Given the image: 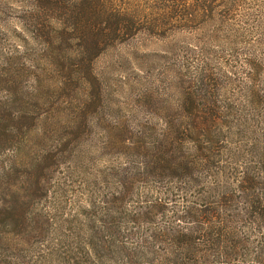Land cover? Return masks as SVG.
Segmentation results:
<instances>
[{
    "label": "rangeland",
    "instance_id": "374dc122",
    "mask_svg": "<svg viewBox=\"0 0 264 264\" xmlns=\"http://www.w3.org/2000/svg\"><path fill=\"white\" fill-rule=\"evenodd\" d=\"M149 2L133 0L138 8ZM34 4L35 0H0V62L3 57L7 64L16 62L12 63L18 66L14 70L21 68L12 84L24 86L26 94L36 82L54 89L51 95H44L47 102L39 108L36 128H31L39 135L33 134L28 143L23 140L18 147L22 154L17 161L23 156V164L18 167L16 183L32 186L21 211L31 226L27 238L33 246L26 245V237L11 225L0 226V237L10 238L0 247L9 254L4 258L16 260L10 264H107L102 258V178L106 171L111 172L112 162L130 166L133 160L128 147L124 153L125 144L108 149L105 143L117 137L122 127L143 131L150 140L153 130L163 128L162 118L169 115V105L180 93L195 89L193 97H199L194 80L201 67L220 77L221 71H226L223 95L238 102L259 103L228 138V167L250 171L258 158H264V0L239 3L228 20L234 31L225 37H232V43L217 38L220 34L212 32L213 23L207 22L205 28L210 27L203 31L198 27L159 35L141 32L112 42L96 57L95 51L79 55L77 47L83 40L75 34H65L59 44L43 51L48 28L40 25L39 40L30 34L29 25L33 19L46 21L50 14L46 7ZM96 10L94 16L78 11L73 17L100 22L102 6ZM27 69L36 70L38 76L27 75L29 71L25 74ZM1 75L0 79L10 82L7 74ZM0 85L5 86L3 82ZM252 96L257 98L249 99ZM133 138L127 144L138 142ZM14 151L18 152L5 150L0 167L3 158L12 164ZM231 168L228 172L235 174ZM261 169L263 172V163L251 174H259ZM133 200L129 203L136 206ZM125 218L123 221L131 217ZM134 222L131 218L128 227L135 226Z\"/></svg>",
    "mask_w": 264,
    "mask_h": 264
},
{
    "label": "trees",
    "instance_id": "16d2710c",
    "mask_svg": "<svg viewBox=\"0 0 264 264\" xmlns=\"http://www.w3.org/2000/svg\"><path fill=\"white\" fill-rule=\"evenodd\" d=\"M241 1L150 0L138 8L133 0H35L50 15L41 23L33 19L29 32L40 40V25L48 28L49 36L41 44L43 51L59 44L65 34H75L83 40L77 47L79 55L95 51V57L112 42L141 32L159 35L198 27L203 31L210 27L205 28L207 22L213 23L212 32L220 34L217 38L222 36L232 43V37L225 38L234 31L228 20ZM97 6H102L100 22L73 17L80 12L94 16ZM2 61L1 76L7 74L10 82L0 79L5 84L0 85V156L8 148L18 152L14 151L12 164L3 158L0 167V226L11 225L26 237V245H32L27 238L31 226L21 211L32 186L16 183L18 167L23 164V156L17 161L22 154L18 147L23 140L28 143L33 134L39 135L31 128H36L39 108L47 102L44 95H51L54 89L36 82L26 94L24 86L12 84L21 68L14 70L16 62L7 64L3 57ZM30 73L38 76L36 70L27 75ZM221 74L223 79L201 67L194 80L199 97H193L195 89L180 93L169 103L163 128L153 130L150 140L143 131L122 127L117 137L105 143L108 149L125 144L124 153L128 147L133 160L130 166L112 162L111 172L106 171L102 178V258L107 264H264V171L251 174L264 164V158H258L250 171L228 167L227 155L225 158L230 151L228 138L245 122L250 108L259 103L238 102L223 95L221 86L227 74L223 70ZM133 137L138 142L127 144ZM137 154L143 157L138 159ZM230 168L235 174L228 172ZM134 198L136 206L129 203ZM126 215L135 226L128 227L131 218L123 221ZM9 242L7 236L0 237V247ZM5 255L9 257L0 249V264L16 262L11 256L6 261Z\"/></svg>",
    "mask_w": 264,
    "mask_h": 264
}]
</instances>
